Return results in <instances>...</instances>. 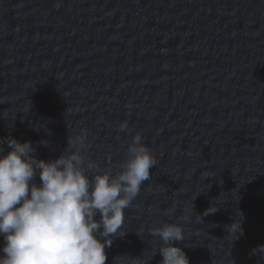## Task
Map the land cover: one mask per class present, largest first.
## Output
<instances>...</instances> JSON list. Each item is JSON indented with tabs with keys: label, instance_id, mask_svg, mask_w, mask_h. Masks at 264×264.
Returning <instances> with one entry per match:
<instances>
[{
	"label": "water",
	"instance_id": "obj_1",
	"mask_svg": "<svg viewBox=\"0 0 264 264\" xmlns=\"http://www.w3.org/2000/svg\"><path fill=\"white\" fill-rule=\"evenodd\" d=\"M124 120L157 164L106 264H159L163 223L189 264H264V0H0V138L115 169Z\"/></svg>",
	"mask_w": 264,
	"mask_h": 264
},
{
	"label": "clouds",
	"instance_id": "obj_2",
	"mask_svg": "<svg viewBox=\"0 0 264 264\" xmlns=\"http://www.w3.org/2000/svg\"><path fill=\"white\" fill-rule=\"evenodd\" d=\"M117 130L131 140L115 169L90 157L86 134L68 136L66 148L48 160L37 157L31 141L0 138V264H106L105 249L126 235L125 210L157 164L127 120ZM237 212L226 225L232 241L244 234V216ZM151 235L159 240V264H189L179 246L180 225L163 223ZM254 250L264 251V245Z\"/></svg>",
	"mask_w": 264,
	"mask_h": 264
}]
</instances>
